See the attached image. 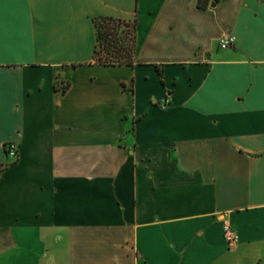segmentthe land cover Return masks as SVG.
Masks as SVG:
<instances>
[{
  "label": "crops",
  "instance_id": "obj_1",
  "mask_svg": "<svg viewBox=\"0 0 264 264\" xmlns=\"http://www.w3.org/2000/svg\"><path fill=\"white\" fill-rule=\"evenodd\" d=\"M0 264H264V0H0Z\"/></svg>",
  "mask_w": 264,
  "mask_h": 264
},
{
  "label": "trees",
  "instance_id": "obj_2",
  "mask_svg": "<svg viewBox=\"0 0 264 264\" xmlns=\"http://www.w3.org/2000/svg\"><path fill=\"white\" fill-rule=\"evenodd\" d=\"M207 0H199L205 4ZM94 62L105 65H131L135 51V22L111 16L94 19ZM131 27V38H126L125 28ZM125 33V34H124Z\"/></svg>",
  "mask_w": 264,
  "mask_h": 264
},
{
  "label": "built area",
  "instance_id": "obj_3",
  "mask_svg": "<svg viewBox=\"0 0 264 264\" xmlns=\"http://www.w3.org/2000/svg\"><path fill=\"white\" fill-rule=\"evenodd\" d=\"M234 44V38L232 36H224L219 40V47L226 48L230 45ZM7 153L11 158L16 156V147L14 144H7ZM223 232L225 239L229 245H232L236 240V235L233 231H231L227 222H225L223 227Z\"/></svg>",
  "mask_w": 264,
  "mask_h": 264
},
{
  "label": "rangeland",
  "instance_id": "obj_4",
  "mask_svg": "<svg viewBox=\"0 0 264 264\" xmlns=\"http://www.w3.org/2000/svg\"><path fill=\"white\" fill-rule=\"evenodd\" d=\"M131 30H132L131 27H128V28L124 29V31L126 32V38H131Z\"/></svg>",
  "mask_w": 264,
  "mask_h": 264
},
{
  "label": "water",
  "instance_id": "obj_5",
  "mask_svg": "<svg viewBox=\"0 0 264 264\" xmlns=\"http://www.w3.org/2000/svg\"><path fill=\"white\" fill-rule=\"evenodd\" d=\"M214 4H212V6H213Z\"/></svg>",
  "mask_w": 264,
  "mask_h": 264
}]
</instances>
